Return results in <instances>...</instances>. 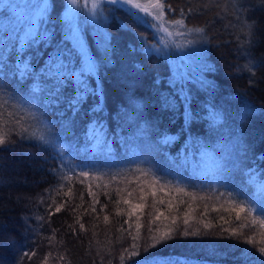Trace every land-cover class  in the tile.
Returning a JSON list of instances; mask_svg holds the SVG:
<instances>
[{
	"label": "trees",
	"instance_id": "1",
	"mask_svg": "<svg viewBox=\"0 0 264 264\" xmlns=\"http://www.w3.org/2000/svg\"><path fill=\"white\" fill-rule=\"evenodd\" d=\"M20 2L0 0V10ZM165 2L175 10L169 16L171 19L179 18V9H186L188 3L196 0ZM218 2L219 9H205L204 14L187 16L189 26L207 22L210 43L197 44L190 65L193 72L184 76L171 67L167 53L147 50L141 45L136 34H143L151 44L153 31L133 23L124 9L109 4L101 6L107 19L96 24L104 25L97 42L88 41V27L84 26L85 45L98 66L88 83L92 88L99 85L98 94L89 95L77 112L70 110L66 102L47 106L45 119L51 123L53 133H58L57 147L63 148V155L15 133L11 136L13 142L0 148V264L30 261L24 253L31 254L35 248L40 252L37 264H43L46 258L47 264H102V257L103 264L109 260L120 264L119 255L124 248L131 251L132 243L130 239L118 242L127 236L118 229L129 219L128 206L122 198L136 189L129 199L133 204L140 203L139 188H144L147 207L141 222L146 229L149 214L155 215L151 207L153 188L149 186L153 178L159 182L155 185L156 206L168 217V220L161 217L158 224L166 229L177 218L178 231L172 239L151 249L149 256L172 264H242V253L246 256L250 246L242 237L231 236L230 230L250 222L257 213H241V220L236 221V214L226 201L228 193H233L238 200L252 201L256 208L264 205V194L260 191V182L264 181V0H246L244 4L241 18L247 17L256 24L252 38L238 31L236 14L229 15L231 10H225L228 0ZM48 4L47 23L40 30L46 27L54 32V45L62 39L66 27L63 0H49ZM0 23L5 30L12 31L9 15L0 16ZM121 24L132 30L122 29ZM249 39L253 41L251 45L247 43ZM68 46L71 47V42ZM51 51L49 47L42 58L31 61L36 72ZM6 55L8 59L0 71V101L6 103L9 111H20V105L27 108L35 95L39 97L38 107L43 108L41 101L47 94L32 91L38 81L30 76L22 79L16 71L15 52ZM202 65H207L203 72ZM181 87L190 97V112L185 113L179 97L175 111L162 109L161 95H171ZM74 88L70 83L64 89V96L73 94ZM98 102L103 111L94 113L92 109ZM246 108L251 112L241 123L239 117ZM213 112L222 117L216 125H213ZM33 131L36 136L42 134L33 127L26 135ZM237 135L246 151L234 154L235 167L230 162L227 170H220L202 156L200 145L213 150ZM165 137L170 142H164ZM147 160V168L141 166ZM54 168L56 171H51ZM137 168L147 175L137 172ZM81 171L89 175L79 176ZM160 185H169L171 189L165 187L160 191ZM177 187L191 195L177 192ZM89 190L94 195L90 196ZM161 198L165 201L163 205L159 204ZM96 199L99 203L95 204L93 213L91 207ZM115 200H120V204L112 202ZM169 200L174 205L171 210L167 208ZM60 205H63L61 211L56 212ZM102 205H106L104 211ZM117 207L124 209L125 214L118 216ZM185 213H188L187 225L183 223ZM105 215L109 216L107 224ZM221 216L230 223H224ZM131 219L135 221L136 216ZM80 223L84 224V230L80 229ZM205 223L212 226L206 229ZM145 229L141 230L142 236ZM184 230H199L200 234L184 236ZM134 231L133 227V234ZM243 231L252 234L247 228ZM260 231L264 229L257 225L258 241ZM143 255L141 250L140 256L133 259ZM60 256L64 259H58ZM125 264H132L127 256ZM247 264H258L256 255Z\"/></svg>",
	"mask_w": 264,
	"mask_h": 264
},
{
	"label": "snow or ice",
	"instance_id": "2",
	"mask_svg": "<svg viewBox=\"0 0 264 264\" xmlns=\"http://www.w3.org/2000/svg\"><path fill=\"white\" fill-rule=\"evenodd\" d=\"M106 2L109 5L120 6L123 8L127 15L132 19L133 23L138 25H143L153 31V43L149 44L147 37L143 34L137 33L141 45L147 50H154L156 52H171L173 48H180L179 44H175L169 38L173 37L174 33L171 27L177 29H183V31H177L176 36L186 35L191 33L200 34L194 40L188 41L189 44H208L210 43V38L207 34V22L205 25H193L189 26L186 23L187 16L189 14H204V10L207 9L212 11L213 9H219L220 3L218 0H196V2L188 3L187 8L179 9V18H169L175 11L170 3H166L165 0H92L90 8L85 0V3H81L80 0H66L68 5L64 20L66 22V27L64 35L60 41H57L53 45L54 32L50 31L48 28H40L42 25L47 23V14L49 10V4L47 0H21L20 3H13L6 5L2 10H0V16L9 15L12 21V31L9 32L5 30L4 25L0 23V71H2V66L8 59L6 55L7 52H15V67L16 71L19 73L20 77L23 79L25 77H32L37 80L38 83L33 86V93H46L47 98L41 101L43 108L38 107L37 100L39 97L33 96L28 102V107L25 108L23 104L20 105V111H9L6 103L0 101V148L8 143L13 142L11 136L13 133L21 136L24 139H33L37 141L41 146H50L56 149L60 156L63 155V148L57 147V136L58 133H53L51 123L46 121L45 113L47 111V106L56 104L60 102H66L67 107L73 112L79 111L80 107L87 102L89 95L96 96L97 88H92L88 83V80L94 76L98 71V66L95 59L90 55L88 49L85 46L84 38L82 36L83 27L77 23V17L83 13L85 8H88V16L93 21H98L100 19H107L104 17L103 10L101 9V3ZM198 2V6H197ZM246 0H228V4L225 10L230 9L229 15L236 14L238 21L237 28L240 33L244 36L252 38L255 36L256 24L255 21L249 20L247 17L241 18L243 15L244 4ZM23 4V8H21ZM19 9V11H18ZM100 9L99 13L97 10ZM167 10V15H166ZM231 24V22H229ZM26 26V27H25ZM122 29L132 30L127 24H121ZM23 31V35L20 32ZM158 40V43L156 42ZM68 42H71V47L68 46ZM17 43L19 47H16ZM249 45L253 43L251 39L247 41ZM162 45V47H161ZM49 47L52 48L51 52H48L47 57L44 60L43 67L39 72L35 71V65L31 63L33 59L39 60L44 56V51ZM43 49V50H42ZM26 56L27 58H21ZM107 60V57H106ZM207 68V65H202L200 71L203 72ZM139 70V69H138ZM209 71L211 69H208ZM251 71V68L248 69ZM185 80L188 79L187 76L184 77ZM74 84L73 94L65 97L64 89L69 84ZM202 84L206 83L201 81ZM211 86V85H207ZM176 97L180 98V102L185 105V113H189L190 109L188 107L190 103V97L187 94L184 87L174 90L171 95H161L160 102L161 107L164 110L175 111L178 107ZM95 112H102L103 108L100 106L99 102L92 109ZM251 109L246 108L239 119L241 123L247 120L250 115ZM213 125L220 123L222 117L213 112L212 113ZM93 123H96L93 121ZM33 127L42 131V134L36 136V132L29 133L30 129ZM101 141L98 139L97 141ZM164 142H170V138L165 137ZM203 149L202 156L211 160L217 169L227 170V165L232 162L234 163V154L237 152L246 151V147L243 145L242 138L237 135L234 139H230L224 145H217L216 149L210 150L206 145H200ZM215 152V154H214ZM218 157V158H217ZM72 170V169H70ZM51 171L55 172L56 169ZM137 172L142 175H147L143 169L137 168ZM79 176L87 177L88 172L81 171ZM66 179L67 177H63ZM255 181V176L251 177ZM147 183V181H143ZM159 182L153 178L152 184L149 185L153 188L151 196L153 197V203L151 207L155 210V215L149 214L150 219L147 222V227L145 229V224L141 222L144 215V209L147 207V193L143 187L139 188L141 195L139 196L140 203L133 204L129 197L133 196L132 191H128L127 195L122 198L124 205L128 206L126 215L129 219L124 220L123 224L120 225L118 229L121 233H127V236L120 238L119 243H123L124 239H130L132 243L130 244L129 251L128 248H124L119 255L120 264H125L126 256L132 261V264H172L171 261H165L158 259L157 257L149 256L148 253L151 249L157 248L159 245L166 243L168 240L172 239L173 233L178 231L177 218H173L171 225L166 229H162L158 222L161 217L164 220H168L164 212L161 211L159 207L156 206V190L155 185ZM165 185H160V191H164ZM177 192H184L185 195H191L186 193L183 188L177 187ZM260 191L264 194V181L260 182ZM89 195H94L91 190H89ZM107 195V193H105ZM117 195H120L117 192ZM223 195V194H222ZM238 195V194H237ZM81 195V199H82ZM192 199L195 200L196 197L192 195ZM200 199H204L201 197ZM111 201V197H109ZM116 205L120 204V200L112 201ZM99 203L98 199L94 200L91 207V212H96L95 204ZM230 210L235 212L236 221L241 220V213L247 212L248 215L256 212L257 215L254 216L250 222L241 224L238 227L231 228V236H240L243 238L245 244L250 247L246 249L247 255L242 253V264H247V261L251 259L253 255H256L258 264H264V231L259 232L260 240H257V225L260 229H264V205L259 208L253 206L252 201L238 200L234 198L233 193H228V200ZM159 204H165L163 198L159 200ZM63 205L57 206L55 211H61ZM106 205L101 206V211H104ZM174 207L172 202L169 200L167 203V208L171 210ZM223 207V205H221ZM177 206V211H178ZM217 210V209H213ZM227 210V209H226ZM87 211V210H86ZM140 213V215H137ZM116 214H125L124 209L117 207ZM136 216L135 221H132V217ZM38 219H43L39 217ZM224 223H230V221L224 220V217H220ZM247 219V217H245ZM105 223H109V216H104ZM77 223H79V218H77ZM184 225L189 223L188 213H185V218L183 220ZM124 224L128 227L124 228ZM212 225L210 223H205L204 227L210 228ZM79 227L84 230V224L80 223ZM134 227V234H133ZM247 228L251 235H246L243 231ZM145 229V233L142 236L141 230ZM222 231H229V229H222ZM184 236L189 235H199V230L189 232L184 230L182 233ZM51 243V240L49 241ZM260 245L257 247V245ZM141 250L144 255L142 258L133 259L140 256ZM255 250V251H254ZM36 255L35 252L29 254L24 253V256L31 259V256ZM111 255V252H109ZM51 256V253H49ZM58 259H64L63 256L58 257ZM103 264V257L101 258ZM22 264V261H21ZM43 264H47V258L44 260ZM108 264H112L109 260Z\"/></svg>",
	"mask_w": 264,
	"mask_h": 264
},
{
	"label": "rangeland",
	"instance_id": "3",
	"mask_svg": "<svg viewBox=\"0 0 264 264\" xmlns=\"http://www.w3.org/2000/svg\"><path fill=\"white\" fill-rule=\"evenodd\" d=\"M16 1H21V0H16ZM47 2H49V0H47ZM80 2L83 4V3H85V0H80ZM91 2H92V0H87L89 8L91 5ZM103 4H108V3L103 2V3H101V6ZM116 6H118V5H116ZM67 7H68V5L66 3V0H63V10H62L63 17L65 15ZM118 7H120V6H118ZM98 10H97V12H98ZM76 19H77V23H79L83 28H84V26L88 27V31H89L88 41L91 42L94 39V41L97 42L98 35L100 33V29L104 30V25H102V23L99 24V26L96 25L99 21H93L88 16V8H85L83 10V13L80 16H78ZM100 20H102V19H100ZM171 30L173 31L174 35H173V37H171L169 39L171 41H173L175 44H179L181 47L178 49L173 48L171 52H168L167 57H169V58L167 60L170 61L171 67L173 69L177 70L179 75L184 76L188 72L192 73L193 69L190 65L192 63L193 54L195 52H197V44H189L188 41L196 39L198 34L197 33H191V34L176 36L175 33L177 31H183V29H177L175 27H171ZM82 36H83V33H82ZM157 42H158V40H157ZM161 47H162V45H161ZM27 107H28V104H27ZM148 165H149V160L145 161V164L141 165V166H146V168H147ZM165 187L171 189V187L169 185H165ZM33 252H35L36 255L31 256L30 261H27V262H23L24 260H26V259H23L22 264H37L38 263V261H39L38 259H40V252L38 251L37 248H35L33 250Z\"/></svg>",
	"mask_w": 264,
	"mask_h": 264
}]
</instances>
